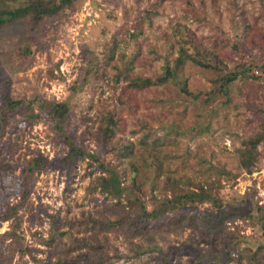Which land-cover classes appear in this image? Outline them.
<instances>
[{
    "label": "rangeland",
    "instance_id": "obj_1",
    "mask_svg": "<svg viewBox=\"0 0 264 264\" xmlns=\"http://www.w3.org/2000/svg\"><path fill=\"white\" fill-rule=\"evenodd\" d=\"M3 1L13 8L28 2ZM182 48L204 64L188 60L178 72L198 99L180 93L172 80L133 87L138 78L156 83L168 65H176ZM236 63L251 68L248 76L235 81L227 96H207L213 80L235 71ZM263 66L264 0H76L39 25L26 17L0 29V99L35 101L34 113L38 98L67 100V132L87 150H97L101 130L110 127L109 147L152 152L158 160L141 167L138 178L150 204L155 196L170 197L169 178L186 188L205 184L233 213L220 238V246L232 252L230 264H251L256 253L264 259V140L252 162L243 155L244 139L262 129ZM44 118L22 112L10 118L0 141L6 167L0 170V205L20 199L17 181L31 156L57 161L68 155ZM117 156L104 155L109 161ZM98 176L84 158L34 176L31 199L20 211L27 249L12 264L73 258H79L76 264H159L162 257H170V264H194L188 246L200 239L186 225L152 222L137 236L123 224L113 226L124 207L100 193ZM248 210L253 212L246 216ZM193 212L216 210L207 202ZM11 223H2L0 237ZM8 242L0 239L5 255Z\"/></svg>",
    "mask_w": 264,
    "mask_h": 264
},
{
    "label": "trees",
    "instance_id": "obj_2",
    "mask_svg": "<svg viewBox=\"0 0 264 264\" xmlns=\"http://www.w3.org/2000/svg\"><path fill=\"white\" fill-rule=\"evenodd\" d=\"M76 0H58V2L45 0H28L25 5L13 8L8 6L3 0H0V29L5 25L16 20L31 17L35 25L46 22L60 12L69 10ZM193 61L197 65H204L198 55H193L188 48H182L177 59L176 65L166 67L165 73L159 76L156 83L150 78H138L133 82V87L144 88L154 84L164 83L168 80L174 81L179 87L180 93L198 99L199 94H193L189 91L185 81L180 80L178 72L185 66L187 61ZM206 67H209L206 65ZM257 67V66H256ZM235 71L222 74L219 78L213 80V88L205 94L210 98L218 93L229 95L231 86L239 78L248 76L251 68L239 65H233ZM256 69H260L257 67ZM264 70V66L261 68ZM37 109L35 111V101L27 102L25 100L14 99L10 95H5L0 99V141L4 136L10 118L15 114L26 113L34 119L45 117L46 121L52 124L53 132L60 136L65 142L69 152L65 158L57 161H49L42 155L31 156L23 167L22 174L17 181V191H19L20 199L14 203H6L0 205V226L3 222L12 221L10 230L0 237L1 243L4 245L7 241V255L5 251L0 249V264H12L16 253L22 258L26 253L24 237L21 233L22 220L20 211L28 205L31 199L34 187V176L40 173L46 167H66L71 165L78 159L84 158L91 165L95 166L99 171L97 178V189L100 193L112 197L121 205L122 216L112 225H125L126 231L133 236L140 235L149 229L150 224L155 222L160 227L165 226L166 220L175 225H186L192 228L200 239V243L195 237L188 246V252L193 256L194 264H230L233 256L230 248L226 244L220 246V238L224 234L223 227L230 220L233 213H228L223 202L213 194L211 190L206 189L205 184H196L193 188H186L187 184L182 186L178 181L172 182L169 178L165 183L166 191H169L170 197L161 199L155 196L150 204L143 193L138 182L141 174V167L149 168L153 165L157 156L149 150L139 151L134 147L124 144L122 146H108L114 137V129L106 127L101 130V137L98 139L97 150L89 151L82 145L78 144L67 132L68 119L71 113L70 102L65 100L62 102H51L46 99L38 98ZM261 112V131L255 135L244 139L246 144L243 155L246 156V162H252L259 144L264 140V107H259ZM109 124L113 127L116 123L113 115H110ZM117 151V159L107 160L105 153ZM0 146V163L4 156ZM127 162H124V160ZM57 163V164H56ZM9 167V166H7ZM6 168L4 161L0 164V170ZM154 184V182H152ZM195 188V189H194ZM210 202L216 212H204L203 214L193 212V209ZM124 205V206H123ZM240 210L246 211L241 207ZM253 212V211H252ZM251 210L245 214L251 215ZM244 215V214H242ZM245 217V216H242ZM264 229V222H261ZM49 244V241H44ZM207 248L201 247V244ZM223 243V242H222ZM86 259H92L88 255H83ZM79 258L72 260L59 259L55 264H76ZM93 260V259H92ZM264 259L258 253L251 256V264H263ZM162 263L170 264V257H162Z\"/></svg>",
    "mask_w": 264,
    "mask_h": 264
}]
</instances>
